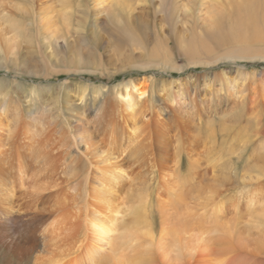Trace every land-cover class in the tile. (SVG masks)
I'll use <instances>...</instances> for the list:
<instances>
[{"label": "bare ground", "instance_id": "6f19581e", "mask_svg": "<svg viewBox=\"0 0 264 264\" xmlns=\"http://www.w3.org/2000/svg\"><path fill=\"white\" fill-rule=\"evenodd\" d=\"M141 3L222 32L264 30V0H0V68L30 24L56 47L89 12L123 27ZM251 80L164 97L147 80L95 89L97 105L51 118L2 92L0 264H264V77ZM238 112L253 129L219 144L246 159L232 178L203 134Z\"/></svg>", "mask_w": 264, "mask_h": 264}, {"label": "rangeland", "instance_id": "374dc122", "mask_svg": "<svg viewBox=\"0 0 264 264\" xmlns=\"http://www.w3.org/2000/svg\"><path fill=\"white\" fill-rule=\"evenodd\" d=\"M88 1L84 0L83 5ZM84 20L83 28L74 30L66 42L56 47L46 42L36 25L27 26L19 55L9 63L1 62L0 95L14 93L25 108L36 98L47 105L51 118L64 113L70 116V109L97 105L89 102L97 93L95 89L122 90L125 84L140 86L147 80L154 83L155 93L164 97L169 90L178 91L179 85L192 90L203 80L221 81L219 84L229 89L232 82H251L255 74L264 77V30L244 36L236 31L213 30L205 27L200 17H169L148 3H141L123 27L114 25L105 14L89 12ZM72 69L79 71L67 73ZM238 70L243 72L240 78H236ZM237 116L235 124L215 119L212 132H207L211 137L203 134L207 147L215 148L213 154L219 158L222 153L223 161H228L232 178L247 170L246 159L231 155L227 143L248 139L253 129L239 112ZM223 127L229 128L227 137ZM224 139L228 142L221 149L219 144Z\"/></svg>", "mask_w": 264, "mask_h": 264}]
</instances>
